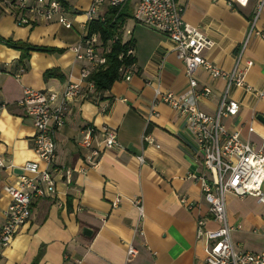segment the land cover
Returning a JSON list of instances; mask_svg holds the SVG:
<instances>
[{
    "label": "crops",
    "instance_id": "1",
    "mask_svg": "<svg viewBox=\"0 0 264 264\" xmlns=\"http://www.w3.org/2000/svg\"><path fill=\"white\" fill-rule=\"evenodd\" d=\"M232 1L178 0L186 23L197 27L209 41L203 56L224 71L234 67L259 0L246 5ZM68 2L71 28L56 21L20 26L0 5L1 38L62 50L31 51L21 61L20 50L0 42V102L5 104L0 109V152L12 165L0 168V227L11 203L7 186L17 181L24 163L38 161L44 166L34 149V124L19 104L24 89L60 93L69 79L80 81L81 69L90 65L69 48L88 32L85 11L91 0ZM137 2L130 0L125 5L126 16L116 37L131 43L134 50L131 79L122 76L103 91L91 80L82 83L81 94L55 135L54 166L71 168L72 176L67 179L64 173H54L55 195L33 201L29 220L4 249L0 264H69L75 258L81 264H204L205 241L197 236L198 220L204 219L207 229L217 224L203 194L202 151L185 117L168 104L156 103L158 114L149 117L156 86L178 95L188 92L185 64L167 35L135 20ZM110 15L111 7L101 6L99 16ZM256 27L264 33V8ZM98 49L103 55L101 44ZM245 57L254 62L246 72V82L264 91L262 36H252ZM51 69H57V74L46 78ZM196 78L199 88H212L210 95L198 100L199 107L216 113L226 80L212 77L205 68L198 69ZM228 98L240 108L236 115L224 118L225 126L261 148L264 121L258 116L264 117V99L235 86ZM87 126L97 131L110 127L121 143L118 149L104 150L96 167H88V151L80 145ZM139 197L142 212L133 202ZM227 197L235 246L264 251V204L252 195L230 193ZM130 245L137 250L134 256L128 254Z\"/></svg>",
    "mask_w": 264,
    "mask_h": 264
},
{
    "label": "built area",
    "instance_id": "2",
    "mask_svg": "<svg viewBox=\"0 0 264 264\" xmlns=\"http://www.w3.org/2000/svg\"><path fill=\"white\" fill-rule=\"evenodd\" d=\"M130 0H91L90 7L85 11L88 22L95 19L103 21L99 16L101 6L123 10ZM249 0H233L232 3L246 5ZM68 0H0L15 18L20 26L34 25L37 22L56 21L71 28ZM264 8V0H259L255 14L250 22L244 41L241 43L235 57L232 70L224 71L203 56L202 51L209 46V41L197 27H192L184 20V7L178 0H138L135 6L134 18L137 22L151 27L167 35L174 43L175 50L185 64V73L189 80V90L184 95L172 91H163L158 85L155 88V99L151 106L149 117L157 115L156 103L163 102L174 108L185 117L198 145L202 151L204 174L201 177L204 198L209 204V213L216 222L215 229L205 228V220H198L197 236L205 241L204 264H264V251L251 252L238 249L232 240L233 227L228 221L227 195L239 197L252 195L264 204V137L262 147L248 140H242L239 131L230 132L224 124V118L236 115L240 105L236 100L228 98L232 87L243 88L256 97L264 99V91L255 89L245 80V75L254 62L245 57L249 41L254 35L264 38V33L256 27L257 21ZM118 38L112 40V43ZM99 36L88 32L82 40L70 46L80 60H87L90 65L83 67L80 81L69 79L59 93L25 88L19 104L26 115L32 120L36 129L33 139L34 149L44 163L28 161L21 168L17 181L7 186L11 203L5 213V222L0 227V260L4 249H7L16 233L30 218L31 207L36 198L53 197L56 193L55 172L64 173L67 179L72 176V169L65 166H54L56 157V131L62 127L74 99L82 91V83L89 80L94 67L106 63V57L99 51ZM134 56L130 47L127 56ZM123 54L120 55L122 57ZM245 62V67L241 63ZM131 67L121 68L122 76L130 80ZM205 68L214 78L226 80V88L218 105L216 113H207L199 107L201 97L208 96L212 88L208 85L199 88L196 72ZM1 70V67H0ZM5 104L0 102V109ZM250 132L253 128H249ZM116 130L103 127L97 131L93 126H87L80 145L88 151L86 159L88 167H96L104 150L118 149L121 143ZM147 139L152 141L148 136ZM1 146V143H0ZM142 159V158H141ZM143 160V159H142ZM12 166L2 157L0 152V168ZM119 199L114 201L117 205ZM188 208L192 205L186 199H181ZM134 204L143 211L142 198L133 200ZM264 232V228H263ZM128 254L134 256L137 250L130 245ZM70 259V258H68ZM81 259L75 258L69 264H81Z\"/></svg>",
    "mask_w": 264,
    "mask_h": 264
},
{
    "label": "trees",
    "instance_id": "3",
    "mask_svg": "<svg viewBox=\"0 0 264 264\" xmlns=\"http://www.w3.org/2000/svg\"><path fill=\"white\" fill-rule=\"evenodd\" d=\"M125 16L124 9L119 11L117 8L111 7V15L109 17H105L103 21L95 19L89 24L88 33L90 35L96 33L99 36L101 46L104 48L103 55L106 57V63L94 67L89 78L99 91L110 89L114 82L122 77L121 68L130 66L135 61L133 56H127L128 49L132 47L131 43H122L119 38L112 43V40L118 37L117 35ZM0 42L13 47V49L20 50L22 52L21 61L29 57L31 51H62L1 37ZM121 54H123L122 57H120ZM55 74H57V69H51L45 73V77L48 78Z\"/></svg>",
    "mask_w": 264,
    "mask_h": 264
},
{
    "label": "water",
    "instance_id": "4",
    "mask_svg": "<svg viewBox=\"0 0 264 264\" xmlns=\"http://www.w3.org/2000/svg\"><path fill=\"white\" fill-rule=\"evenodd\" d=\"M258 118L262 121H264V117L262 115H259Z\"/></svg>",
    "mask_w": 264,
    "mask_h": 264
}]
</instances>
